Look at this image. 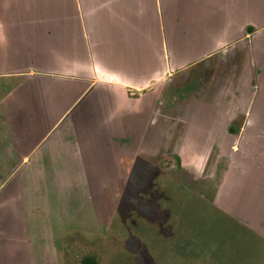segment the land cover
Wrapping results in <instances>:
<instances>
[{
	"label": "crops",
	"instance_id": "obj_1",
	"mask_svg": "<svg viewBox=\"0 0 264 264\" xmlns=\"http://www.w3.org/2000/svg\"><path fill=\"white\" fill-rule=\"evenodd\" d=\"M144 100L152 127L166 117L169 132L230 149L223 174L247 176L240 191L264 203V0H0L1 166L91 196L126 174L109 150ZM23 222L0 227V264L46 261L43 221L16 249Z\"/></svg>",
	"mask_w": 264,
	"mask_h": 264
},
{
	"label": "rangeland",
	"instance_id": "obj_2",
	"mask_svg": "<svg viewBox=\"0 0 264 264\" xmlns=\"http://www.w3.org/2000/svg\"><path fill=\"white\" fill-rule=\"evenodd\" d=\"M97 6L102 13V2ZM180 101L182 108L190 103ZM143 106V118L135 114L126 133L115 134L114 141L124 140L121 149L112 142L109 150L113 159L122 155L126 174L96 180L91 196H83V181L77 190L73 181L41 187L22 180L20 166L0 165V227L28 223L12 234L21 237L16 249L39 232L30 222L43 221L47 257L36 264H81L85 256L98 264H264V203L240 191L247 176L223 174L231 150L202 147L199 132H169L166 117L152 127L151 105Z\"/></svg>",
	"mask_w": 264,
	"mask_h": 264
},
{
	"label": "trees",
	"instance_id": "obj_3",
	"mask_svg": "<svg viewBox=\"0 0 264 264\" xmlns=\"http://www.w3.org/2000/svg\"><path fill=\"white\" fill-rule=\"evenodd\" d=\"M81 264H98V262L94 256H85L81 260Z\"/></svg>",
	"mask_w": 264,
	"mask_h": 264
}]
</instances>
